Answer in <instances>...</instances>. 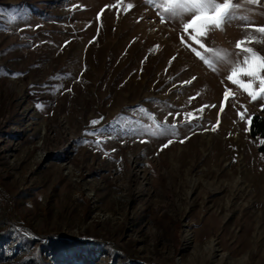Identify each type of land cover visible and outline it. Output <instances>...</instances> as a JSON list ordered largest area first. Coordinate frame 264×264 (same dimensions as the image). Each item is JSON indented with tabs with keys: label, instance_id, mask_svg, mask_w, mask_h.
<instances>
[{
	"label": "rangeland",
	"instance_id": "374dc122",
	"mask_svg": "<svg viewBox=\"0 0 264 264\" xmlns=\"http://www.w3.org/2000/svg\"><path fill=\"white\" fill-rule=\"evenodd\" d=\"M157 11L0 0V264H264V139L249 132L264 98ZM240 15L264 26V0ZM249 33L243 46L264 56L239 19L200 39L235 60ZM177 112L178 135L155 134Z\"/></svg>",
	"mask_w": 264,
	"mask_h": 264
},
{
	"label": "snow or ice",
	"instance_id": "6c2138e0",
	"mask_svg": "<svg viewBox=\"0 0 264 264\" xmlns=\"http://www.w3.org/2000/svg\"><path fill=\"white\" fill-rule=\"evenodd\" d=\"M150 6L156 7L158 9L157 15L160 17L161 23H166L168 21H174L176 19L181 20L182 29L185 34L189 36V38L195 42L199 48L204 49L205 52H209L212 54L213 59H206L205 56L201 55V52L197 50L196 47H192L188 44L184 35H181V43L184 44L185 47H189L194 54L200 58L207 66L213 67V64L219 63H227L230 67V73L226 77L228 81L233 84H239L240 87L248 93L251 98V101H255L258 98H264V56L260 55L252 47H245V43L247 39H252L251 33H249L248 38L242 39L236 42V59H232V52L229 50L223 49H214L208 48L201 42L200 38H206L209 31L213 30H223V26L225 23H231L233 20H242L246 27H251L256 33L264 35V26H256L253 21H251L247 16L240 15V9L243 3L255 4L258 3V0H146ZM112 7L111 5L105 6ZM134 5L128 4L127 8L130 10ZM185 16H190V19L186 22L184 21ZM143 17L138 18L137 22H139ZM191 30V31H189ZM257 43L261 42L259 40ZM159 47V46H154ZM175 59V57L171 58L169 63L171 64V60ZM16 77L23 75L22 73L14 74ZM247 77L248 80L245 81L243 78ZM196 78L193 77L191 80L184 81L182 84H190ZM254 82L259 83V89L254 88ZM63 85L57 86V90L62 88ZM67 91H71V89H66ZM230 91L225 88V92L223 94L222 105L229 99ZM234 98V97H233ZM195 99V97L189 98V104L191 101ZM38 107H42L41 105H37ZM206 107H216L215 105H203L197 111L203 112ZM245 107L246 111V106ZM262 110H264V105H261ZM223 109L221 108V111ZM169 115H173L169 113ZM184 120L182 123H190L192 118L194 117L193 113H185ZM241 120L244 119V113H238ZM181 113L177 112L174 116L173 123H167V117H165L164 122H157L155 127L157 129V133L159 135L170 134L171 136L178 135V125L176 120L179 119ZM103 118L99 120H92L90 124L95 126L101 122ZM154 119V117H153ZM250 123V120H249ZM89 135H93L99 137L101 135H108L107 133H101L98 131H92L88 133ZM189 137H185L184 139H188ZM87 143V141H85ZM97 146H99L103 141L97 138L95 141ZM143 142V141H142ZM174 142L172 139H168L167 142L162 145L161 150L164 147H167L168 144ZM181 143L184 140L180 141ZM114 151V150H113Z\"/></svg>",
	"mask_w": 264,
	"mask_h": 264
},
{
	"label": "trees",
	"instance_id": "16d2710c",
	"mask_svg": "<svg viewBox=\"0 0 264 264\" xmlns=\"http://www.w3.org/2000/svg\"><path fill=\"white\" fill-rule=\"evenodd\" d=\"M249 132L251 137L253 138H261L264 139V117L260 114L252 115L249 124ZM259 151L264 153V144L259 147ZM40 264H44L39 261Z\"/></svg>",
	"mask_w": 264,
	"mask_h": 264
}]
</instances>
